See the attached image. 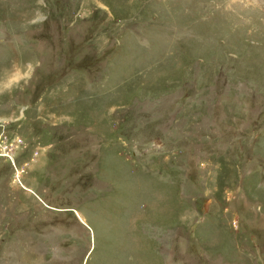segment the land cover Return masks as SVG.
<instances>
[{"label": "rangeland", "instance_id": "rangeland-1", "mask_svg": "<svg viewBox=\"0 0 264 264\" xmlns=\"http://www.w3.org/2000/svg\"><path fill=\"white\" fill-rule=\"evenodd\" d=\"M16 68L0 264H264V0H0Z\"/></svg>", "mask_w": 264, "mask_h": 264}, {"label": "clouds", "instance_id": "clouds-1", "mask_svg": "<svg viewBox=\"0 0 264 264\" xmlns=\"http://www.w3.org/2000/svg\"><path fill=\"white\" fill-rule=\"evenodd\" d=\"M29 72L33 71L31 64L27 66ZM20 69L16 68L14 72L6 78L3 82L2 87H0V91L11 90L14 86H17L20 82V79H23V76H18L20 73Z\"/></svg>", "mask_w": 264, "mask_h": 264}, {"label": "crops", "instance_id": "crops-1", "mask_svg": "<svg viewBox=\"0 0 264 264\" xmlns=\"http://www.w3.org/2000/svg\"><path fill=\"white\" fill-rule=\"evenodd\" d=\"M76 215H78V218L80 219L81 223H83L82 218L80 217V215L78 213H76Z\"/></svg>", "mask_w": 264, "mask_h": 264}, {"label": "trees", "instance_id": "trees-1", "mask_svg": "<svg viewBox=\"0 0 264 264\" xmlns=\"http://www.w3.org/2000/svg\"><path fill=\"white\" fill-rule=\"evenodd\" d=\"M110 49H111V48L109 47V48L107 49V51H110Z\"/></svg>", "mask_w": 264, "mask_h": 264}, {"label": "bare ground", "instance_id": "bare-ground-1", "mask_svg": "<svg viewBox=\"0 0 264 264\" xmlns=\"http://www.w3.org/2000/svg\"><path fill=\"white\" fill-rule=\"evenodd\" d=\"M79 221H80V219H79Z\"/></svg>", "mask_w": 264, "mask_h": 264}]
</instances>
